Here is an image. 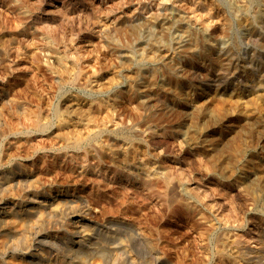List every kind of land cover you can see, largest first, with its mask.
Returning <instances> with one entry per match:
<instances>
[{
	"label": "rangeland",
	"instance_id": "obj_1",
	"mask_svg": "<svg viewBox=\"0 0 264 264\" xmlns=\"http://www.w3.org/2000/svg\"><path fill=\"white\" fill-rule=\"evenodd\" d=\"M262 1L251 0L243 11L235 9L238 0H0L1 163L6 171L13 162L22 166L21 175L37 176L28 188L11 190L4 198L26 205L31 195L42 200L68 191L87 208L83 217L112 225L113 240L125 246L115 260L104 250L105 264H264V89L240 93L242 80L264 65V19H254L253 13ZM172 10L187 25L207 28L212 43L229 49L242 66L244 75L233 81L231 94L205 87L207 71L189 47L176 44L178 31L163 35L142 26L137 45L127 44L124 29L109 33L108 27L102 32L97 26L101 20L129 23L133 16L151 20ZM22 23L33 28L22 35ZM50 31L64 37L62 52L77 57L79 83L59 85L50 68L56 70L58 62L45 40ZM155 49L175 53L176 63L184 62L186 69L173 71L169 84L149 93L150 101L142 104L134 86L126 87L129 82L117 87L126 75L118 73L129 64L118 51L131 56L133 64L154 67ZM33 55L40 58L38 66ZM94 81L109 92L95 99L91 126L81 125V132L89 137L91 129L101 127L102 133L90 146L71 149L60 135L68 111L64 102L97 97L89 89ZM105 101L111 105L103 106ZM59 110L67 111L57 116ZM71 118H63L66 128L77 133V120ZM212 131L220 134L213 144L205 143ZM123 137L129 140L113 142ZM59 220L61 229L55 228ZM34 226L60 239L75 237L65 214L44 217ZM82 251L85 262L95 259ZM6 260L0 252V264Z\"/></svg>",
	"mask_w": 264,
	"mask_h": 264
},
{
	"label": "bare ground",
	"instance_id": "obj_2",
	"mask_svg": "<svg viewBox=\"0 0 264 264\" xmlns=\"http://www.w3.org/2000/svg\"><path fill=\"white\" fill-rule=\"evenodd\" d=\"M250 1L251 0H238V3L235 4V9L243 11L249 10V5H251ZM207 9L209 10V8L206 7L205 11ZM253 13L254 19H264V1L260 4V8ZM92 15H94V13H92ZM92 15H89V17ZM21 16H27V14H22ZM173 18L177 19L178 22L176 23ZM150 19L151 20L145 18L140 19L137 16H133L131 21L129 23L127 22L130 26L127 25L125 20L114 22L101 20L100 25L97 26L102 32L107 29L109 33H117L120 29L126 30L127 28L125 25H127L129 27L127 29L128 31L121 30V32L123 35L128 36L127 44L128 40L130 42L139 41L137 45H141L140 41L142 36L139 35L136 38V34L137 31L139 34V29H141L142 26L144 28L154 27L156 28L154 29L156 32L163 35L178 31L179 34L177 35L176 44L178 45L179 42H183L187 48L189 47L191 53L198 55L195 59H198L201 62V65H197L204 67L207 71L204 75L206 81L205 87L213 86L216 94H231L228 93V90L231 89L232 83L236 78L243 77L244 70L242 71V66L240 67L239 63L237 64L236 62L237 59L228 52L230 51L229 49L225 51L222 48L216 47L212 43L209 39L210 34L207 28L200 27L198 29L187 25L173 10L169 12L168 16H155ZM23 25L24 30L21 31L22 35L25 34L28 29L33 28L32 24ZM45 40L51 49V53L57 59L55 60V57L49 53L52 56L53 61H55V63L58 62L56 70L54 69L55 65L50 66V68H52L59 76V85H64L70 82L79 83V79L83 78L82 70L77 67V57L75 55L70 56L66 51L62 52L60 50V47L66 44L64 37L57 34L56 31H50L45 34ZM199 48H201V52H198ZM155 51L156 52H154L152 56V58H154L152 60L154 67L142 65L138 62L133 64L134 60L131 56L125 55L123 51H118L120 57L124 55L122 56V59L128 60L129 64L127 67H122L121 71L118 73L120 76L123 73L126 75H122L125 78H122L117 87L126 86L127 82H129L130 85H127L126 87L130 88L131 85L134 86L135 92L138 94L137 100L142 104H146L150 101L149 93L169 84V75L173 73V71L178 72L179 68L181 73L185 72V67L183 68L182 66L184 62L181 66L176 63L177 56L175 53L162 54L158 49H155ZM190 60L194 61L193 58H189V62L186 63H188V66L192 67L191 64L193 62ZM32 62L38 66L40 62L39 56L33 55ZM258 67L260 70L256 69L257 71H251L249 73L250 76L242 80L241 85L244 83L245 88H243V90L240 89L241 94L248 95L253 93V91L257 92L264 89V65L261 64ZM71 70L73 72H71ZM225 72H228L229 76H227ZM233 77L234 79H232ZM89 89L92 93L98 94V96L91 98L86 103H83L74 96L67 99V102H64L65 106L67 103L68 109V111L66 110L67 112L65 111L67 115L64 117H67L70 121L73 116V118L77 120L75 121L77 124V133L66 128L67 122L63 119L64 117L60 122V126L62 127L60 131L61 139H64L68 143V147L71 149L82 148L84 145L90 146L91 141L97 139L103 130L101 127L98 129H91L89 137L83 135L81 132V125L91 126V124H89V121L91 120H89V114L94 111L93 108H97L95 99L98 97L103 98L107 96V93L109 92H103L104 89H102L101 84L98 83V81L89 84ZM110 105L109 101L103 103V106L106 107ZM2 112L3 110L0 109V116L2 115ZM65 112L59 110L57 116H62ZM111 113L113 114V111H111ZM82 117L85 118L81 119ZM106 117L111 118L109 112L106 114ZM46 125V122L45 124H40V130H45ZM93 126H96V124H93ZM218 134H220L218 131L208 133L204 138V142L208 144H211L212 142L213 144V140L217 139L216 137ZM116 139L118 141L113 140V142H116V145L120 142L126 143L129 140L128 137H123L121 141L118 138ZM2 140L3 139H1V141ZM80 152L82 153V151ZM28 156L29 155L25 157L28 158ZM73 157H76L78 161L82 160V156L80 155H74ZM41 158L42 157L40 156L38 157L40 161H43ZM58 158L59 155H56L54 162H57ZM1 162L2 160L0 158V252H2L3 257H7L5 262L8 261V264H105L106 252L104 250L113 252V256L115 257L114 260L120 257V251L124 250L125 246L121 244L122 242L117 243L113 240L116 236L113 226H101L88 221L83 217V214H86L88 211L87 208H85L82 203L78 202L75 197L70 196L68 191L63 190L60 194L42 200H39L40 198L38 195H31L26 205H21V201L17 199L10 200L4 198V194L11 190L28 188L26 187L27 184H29L34 177L37 179V176H30L26 173L27 171L24 172L27 175H21V172H23L22 166L13 162L10 163L11 169L6 171L3 169V164ZM44 165L47 167L49 163L45 162ZM80 175L81 172H78L77 176ZM249 177L250 176L248 175L246 179L250 180ZM253 186L250 185L249 188H253ZM79 207L84 208L81 211H77ZM55 214H61L62 218L63 214H65V219L69 218L72 221L73 235H75V237L60 239L56 235L50 236L46 234L43 232L44 229L40 231L35 229L34 224H36L37 220ZM27 224L32 229H27ZM55 225H57L55 228L61 229L63 227V222H61V220L58 222L56 221ZM5 236H8L9 239L5 240ZM108 241H110V243L106 244L105 242ZM84 249L90 255V259H95L89 263L85 262V258H81L80 254ZM51 253H54L55 255L51 256ZM59 258L62 259L59 260Z\"/></svg>",
	"mask_w": 264,
	"mask_h": 264
}]
</instances>
